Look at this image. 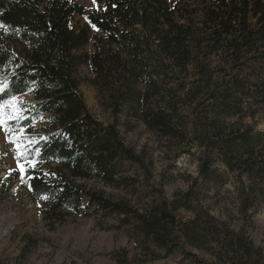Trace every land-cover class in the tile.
<instances>
[{"label":"trees","instance_id":"1","mask_svg":"<svg viewBox=\"0 0 264 264\" xmlns=\"http://www.w3.org/2000/svg\"><path fill=\"white\" fill-rule=\"evenodd\" d=\"M94 4L87 11L68 0H0V105L32 94L16 126L34 154L22 179L43 219L115 217L113 228L132 243L131 254H114L116 264L176 255L186 264H264L243 226L232 229L208 200L235 174L239 217L251 220L264 206V131L246 121L264 113V0ZM75 15L85 22L72 25ZM82 65L92 71L88 82L109 109L110 125L85 104ZM45 116L48 123L37 127ZM118 123L124 130L141 125L173 159L193 157L197 176L164 197L148 184L143 153L125 143ZM89 180L132 197L140 192L144 201L136 208L113 200L87 188ZM24 257L0 255V264H23Z\"/></svg>","mask_w":264,"mask_h":264},{"label":"rangeland","instance_id":"2","mask_svg":"<svg viewBox=\"0 0 264 264\" xmlns=\"http://www.w3.org/2000/svg\"><path fill=\"white\" fill-rule=\"evenodd\" d=\"M75 1L87 10H95L93 0ZM85 22L84 16L75 15L72 25ZM0 26V35L2 33ZM86 51L91 52V46ZM79 89L85 104L93 116L104 125H110L113 118L109 109L100 104L96 89L88 82L91 69L82 65L79 69ZM32 101L31 92L10 99L0 105V255L11 261L24 251L23 264H116L114 254L125 249L131 254L132 243L124 229L113 228L116 218L102 220L98 216L73 217L67 215L61 223L54 225L43 219L39 202L33 201L24 187L23 168L33 162L29 152V139L16 121L26 115L24 104ZM45 116L39 125L48 123ZM256 130L264 131V113L253 119H246ZM126 130L122 123L117 129L125 143L133 150L142 152L149 172L148 184L159 189L164 197L171 198L175 193L187 188L186 178L196 177L197 168L193 157L183 155L173 159V154H164L159 144L141 125L130 124ZM136 176V174H134ZM138 183L143 182V174H137ZM238 177L230 174L229 182L223 188L215 189L208 198L210 206L232 229L243 231L253 245L260 247L264 254V206L255 212L251 220L239 217L235 208L233 184ZM145 181V180H144ZM87 188L102 191L113 200L126 198L136 208L144 199L140 192L132 197L129 190H116L98 180L84 181ZM243 223V224H242ZM31 241L33 243H31ZM206 260L210 257L193 251ZM24 255V254H23ZM144 264H186L178 255L165 259L148 261Z\"/></svg>","mask_w":264,"mask_h":264},{"label":"snow or ice","instance_id":"3","mask_svg":"<svg viewBox=\"0 0 264 264\" xmlns=\"http://www.w3.org/2000/svg\"><path fill=\"white\" fill-rule=\"evenodd\" d=\"M93 3H95V0H93ZM19 167H20L21 172H23L24 170L23 165H20Z\"/></svg>","mask_w":264,"mask_h":264}]
</instances>
